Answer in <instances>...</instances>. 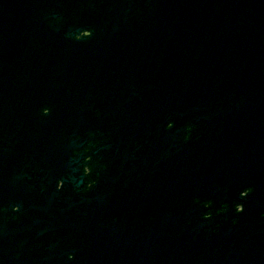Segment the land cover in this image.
Segmentation results:
<instances>
[{"label": "water", "instance_id": "obj_1", "mask_svg": "<svg viewBox=\"0 0 264 264\" xmlns=\"http://www.w3.org/2000/svg\"><path fill=\"white\" fill-rule=\"evenodd\" d=\"M0 264H264V0H0Z\"/></svg>", "mask_w": 264, "mask_h": 264}, {"label": "flooded vegetation", "instance_id": "obj_2", "mask_svg": "<svg viewBox=\"0 0 264 264\" xmlns=\"http://www.w3.org/2000/svg\"><path fill=\"white\" fill-rule=\"evenodd\" d=\"M93 143H94V142L89 143V146H94V145H91V144H93ZM84 152H86V149H84ZM87 158H90V157H85V161H86V163H87V166H86L87 170H88V171L91 170V172L94 171V170H96L98 159H97V158L92 159V160L90 159L91 162L89 163V159H87ZM91 172H90V173H91ZM88 175H90V174H88ZM206 205H208V204H206ZM207 215H209V213H207Z\"/></svg>", "mask_w": 264, "mask_h": 264}, {"label": "snow or ice", "instance_id": "obj_3", "mask_svg": "<svg viewBox=\"0 0 264 264\" xmlns=\"http://www.w3.org/2000/svg\"><path fill=\"white\" fill-rule=\"evenodd\" d=\"M88 33H89V35H91L90 32H88ZM58 187H60V188L63 187V182H62V181H60V182L58 183ZM244 193H245V196L248 195V192H247V191H245ZM242 211H243V208H241V209L239 210V212H242Z\"/></svg>", "mask_w": 264, "mask_h": 264}]
</instances>
